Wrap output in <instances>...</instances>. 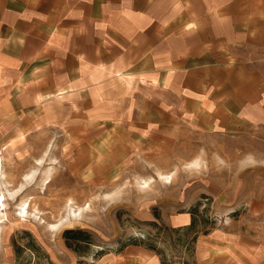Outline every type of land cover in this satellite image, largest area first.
<instances>
[{
    "label": "crops",
    "instance_id": "1",
    "mask_svg": "<svg viewBox=\"0 0 264 264\" xmlns=\"http://www.w3.org/2000/svg\"><path fill=\"white\" fill-rule=\"evenodd\" d=\"M63 120L152 151L264 131V0H0V145ZM212 250L196 262L229 264ZM91 264L161 262L129 246Z\"/></svg>",
    "mask_w": 264,
    "mask_h": 264
},
{
    "label": "rangeland",
    "instance_id": "2",
    "mask_svg": "<svg viewBox=\"0 0 264 264\" xmlns=\"http://www.w3.org/2000/svg\"><path fill=\"white\" fill-rule=\"evenodd\" d=\"M89 141L63 120L0 145V264H91L129 246L198 264L202 240L226 263L264 264L263 130L181 131L153 151Z\"/></svg>",
    "mask_w": 264,
    "mask_h": 264
},
{
    "label": "trees",
    "instance_id": "3",
    "mask_svg": "<svg viewBox=\"0 0 264 264\" xmlns=\"http://www.w3.org/2000/svg\"><path fill=\"white\" fill-rule=\"evenodd\" d=\"M190 213H191V215H193V212L191 210H190ZM193 225H194V219H192L191 226L189 228H191ZM71 233H75V232L70 231V230L65 231V235L71 234Z\"/></svg>",
    "mask_w": 264,
    "mask_h": 264
},
{
    "label": "bare ground",
    "instance_id": "4",
    "mask_svg": "<svg viewBox=\"0 0 264 264\" xmlns=\"http://www.w3.org/2000/svg\"><path fill=\"white\" fill-rule=\"evenodd\" d=\"M4 201H5L4 196H1V198H0V206H1V208L4 207ZM26 209L24 208L23 213H26Z\"/></svg>",
    "mask_w": 264,
    "mask_h": 264
}]
</instances>
